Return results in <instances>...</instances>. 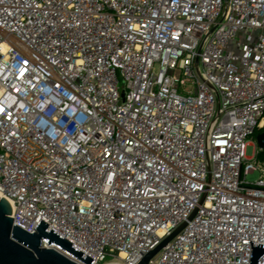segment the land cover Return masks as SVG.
<instances>
[{
	"label": "built area",
	"instance_id": "obj_1",
	"mask_svg": "<svg viewBox=\"0 0 264 264\" xmlns=\"http://www.w3.org/2000/svg\"><path fill=\"white\" fill-rule=\"evenodd\" d=\"M255 129L264 0H0V195L25 231L138 264L184 224L148 264H250Z\"/></svg>",
	"mask_w": 264,
	"mask_h": 264
},
{
	"label": "water",
	"instance_id": "obj_2",
	"mask_svg": "<svg viewBox=\"0 0 264 264\" xmlns=\"http://www.w3.org/2000/svg\"><path fill=\"white\" fill-rule=\"evenodd\" d=\"M123 96V92L121 93ZM258 147H264V129L255 136ZM12 212L9 202L0 197V264H76L67 259L53 248L41 246V239L47 242V245L54 244L56 247L64 250L71 256L80 261L91 264L93 259L72 246L67 240L63 239L53 229L42 221H38L35 231L29 233L24 229L12 223ZM180 225L170 235L161 240L153 249L147 252L138 264H148V261L158 253V251L183 227ZM250 243L252 241L242 240ZM257 246L250 248V264H256L258 258L264 254L263 248ZM96 264V263H95ZM101 264H120L115 260L107 259Z\"/></svg>",
	"mask_w": 264,
	"mask_h": 264
},
{
	"label": "rangeland",
	"instance_id": "obj_3",
	"mask_svg": "<svg viewBox=\"0 0 264 264\" xmlns=\"http://www.w3.org/2000/svg\"><path fill=\"white\" fill-rule=\"evenodd\" d=\"M247 145L245 146V155L247 157H251L253 154V150H254V145L258 146L256 141H255V137L251 136L248 141H247ZM256 158L258 160H264V152L262 151L259 155L256 156ZM258 177V173L257 172H253L248 174L247 176V180L248 181H252L254 179H256Z\"/></svg>",
	"mask_w": 264,
	"mask_h": 264
},
{
	"label": "trees",
	"instance_id": "obj_4",
	"mask_svg": "<svg viewBox=\"0 0 264 264\" xmlns=\"http://www.w3.org/2000/svg\"><path fill=\"white\" fill-rule=\"evenodd\" d=\"M263 129H255L252 136L255 137L257 134H259ZM264 152V149L262 150Z\"/></svg>",
	"mask_w": 264,
	"mask_h": 264
},
{
	"label": "bare ground",
	"instance_id": "obj_5",
	"mask_svg": "<svg viewBox=\"0 0 264 264\" xmlns=\"http://www.w3.org/2000/svg\"><path fill=\"white\" fill-rule=\"evenodd\" d=\"M0 197L4 198L2 195H0Z\"/></svg>",
	"mask_w": 264,
	"mask_h": 264
}]
</instances>
